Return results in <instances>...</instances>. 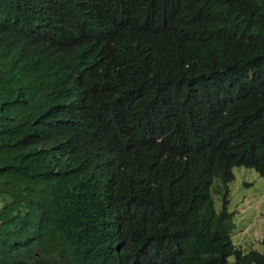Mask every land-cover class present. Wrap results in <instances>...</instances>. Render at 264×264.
I'll return each mask as SVG.
<instances>
[{"label":"trees","instance_id":"obj_1","mask_svg":"<svg viewBox=\"0 0 264 264\" xmlns=\"http://www.w3.org/2000/svg\"><path fill=\"white\" fill-rule=\"evenodd\" d=\"M237 165L264 180V0H0V264H264Z\"/></svg>","mask_w":264,"mask_h":264},{"label":"rangeland","instance_id":"obj_2","mask_svg":"<svg viewBox=\"0 0 264 264\" xmlns=\"http://www.w3.org/2000/svg\"><path fill=\"white\" fill-rule=\"evenodd\" d=\"M235 178L229 185V210L234 211L232 240L243 251L264 249V180L258 172L243 165L232 168ZM220 202V195H215ZM1 204V200H0ZM227 264H235L229 257Z\"/></svg>","mask_w":264,"mask_h":264}]
</instances>
